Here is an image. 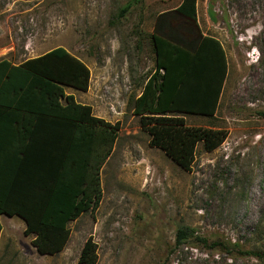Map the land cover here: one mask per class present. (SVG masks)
<instances>
[{
	"label": "rangeland",
	"instance_id": "374dc122",
	"mask_svg": "<svg viewBox=\"0 0 264 264\" xmlns=\"http://www.w3.org/2000/svg\"><path fill=\"white\" fill-rule=\"evenodd\" d=\"M180 1L0 0V47L13 48L4 57L64 48L89 71L86 92L65 93L119 124L100 202L68 224L65 248L38 254L24 221L0 215V264H75L88 238L96 264H264V0H197L199 27L222 43L228 73L213 117L177 115L226 139L211 152L199 143L189 171L150 146L133 111L155 69V16ZM182 226L205 242L175 246Z\"/></svg>",
	"mask_w": 264,
	"mask_h": 264
},
{
	"label": "trees",
	"instance_id": "16d2710c",
	"mask_svg": "<svg viewBox=\"0 0 264 264\" xmlns=\"http://www.w3.org/2000/svg\"><path fill=\"white\" fill-rule=\"evenodd\" d=\"M208 15L212 20L211 10ZM150 40L155 69L133 111L150 146L189 171L196 146L211 152L226 133L188 127L177 114L215 115L228 73L226 53L217 38L202 34L197 0L158 13ZM88 86L87 67L62 47L18 65L0 60V215L22 219L40 255L60 253L70 238L68 224L100 202V172L119 124L94 116L65 93ZM197 239L194 228L182 226L174 245ZM96 263V244L88 238L75 264Z\"/></svg>",
	"mask_w": 264,
	"mask_h": 264
},
{
	"label": "crops",
	"instance_id": "0c3cea01",
	"mask_svg": "<svg viewBox=\"0 0 264 264\" xmlns=\"http://www.w3.org/2000/svg\"><path fill=\"white\" fill-rule=\"evenodd\" d=\"M202 32V31H201ZM202 34L203 35H206V34H204L203 32H202ZM219 40V39H218ZM220 41V40H219ZM222 44V43H221ZM11 49H13V48H1L0 47V60H2V59H6L7 61H10L11 62V64L12 65H18L19 63H21V62H23V61H26V60H28V59H30V58H27V59H25V60H23V61H21V62H19V63H15V62H13L11 59H9V58H7V57H4L5 55V52L6 51H10ZM48 52V51H47ZM46 53V52H45ZM44 54V53H43ZM43 54H41V55H43ZM41 55H38V56H41ZM3 56V58H1ZM38 56H36V57H38ZM32 58H35V57H32Z\"/></svg>",
	"mask_w": 264,
	"mask_h": 264
}]
</instances>
